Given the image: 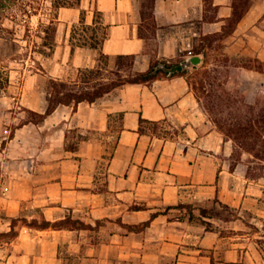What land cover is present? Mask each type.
<instances>
[{"label":"crops","instance_id":"0c3cea01","mask_svg":"<svg viewBox=\"0 0 264 264\" xmlns=\"http://www.w3.org/2000/svg\"><path fill=\"white\" fill-rule=\"evenodd\" d=\"M233 11L234 0H81L58 9L44 68L10 73V91L0 94V264H264V175L235 159L187 75L125 83L20 124L27 108L47 110L52 79L79 88L82 72L99 66L98 49L73 43L74 26L103 31L104 53L135 54L134 70L144 71L154 59L204 57L192 49ZM214 45L219 58L264 64V0H251ZM229 68L231 80L264 86V71ZM19 216L92 227L20 225L18 236L3 237Z\"/></svg>","mask_w":264,"mask_h":264},{"label":"trees","instance_id":"16d2710c","mask_svg":"<svg viewBox=\"0 0 264 264\" xmlns=\"http://www.w3.org/2000/svg\"><path fill=\"white\" fill-rule=\"evenodd\" d=\"M81 0H54L53 4L55 7L60 8L62 6H77ZM153 6V1L149 3ZM251 4V0H234V11L233 15L229 17L223 26L221 32L204 35L201 37V42L196 44L192 49L194 53H203L205 60L201 67H197L194 72H189L187 68L181 66V59H154L151 62L150 67L144 71L134 70L135 54H121V55H108L103 52L101 45L106 35L102 39L97 37V32H91L84 36L82 43L88 44L93 48L99 50L98 59L99 66L96 68H90L86 71L88 75L84 79L86 85L83 88H76L64 81H58L55 79L51 80L52 94L49 96V105L45 112H38L36 110L27 108L29 116L21 121L20 124L33 121L36 123L42 122L50 113H52L56 107L61 103H70L72 101L79 102L82 100L95 101L97 98L103 96L105 93L112 89L125 84V83H149L157 78L172 76V75H187L190 84L194 88L196 95L200 101L204 102L207 110L213 113L216 108L221 104H226L224 95L214 96L215 94L211 89H208V85H213L215 76L211 64L213 63L212 58L214 56L213 48L214 41L229 36L237 27L239 21L242 19L244 14L247 12ZM33 6L34 9L42 6V2L39 0H0V39L9 41L12 45H19V38L16 36L20 26L28 22V17L32 16L31 9L29 6ZM54 16V18H56ZM84 25V30H88L89 26ZM73 40V39H72ZM74 43V42H73ZM218 48V47H216ZM224 64H236L244 65L250 68H255L260 71H264V64L258 60L239 61L233 60L229 56H222ZM6 57H0V61H4ZM114 60L115 66L113 73L114 78L104 81L91 83L92 79L103 77L104 66L101 62L106 63L110 60ZM89 74H99L95 78H91ZM10 82V71L7 67H0V92L6 89ZM223 109H219V114L222 115ZM143 122H150L142 118ZM215 121L220 125L221 129L227 134L233 135L234 139H240L242 143H246V139L251 136L262 137L264 136V108L259 112H252L249 116H239L236 122H230L226 116H220L215 118ZM143 129V128H141ZM15 131V129L13 130ZM14 132H12L13 135ZM258 145H264L257 142ZM180 206L187 208L189 211H193L194 206L191 204H180ZM204 212L207 211L202 209ZM157 215L154 213L153 216ZM12 229L7 232H3L2 236L6 238H15L19 234L18 226L27 225L32 227H65V226H78V227H92L90 224L73 219L68 216L65 219L52 221L46 218L29 219L25 216L13 217ZM151 219L137 225L138 228H146L150 225ZM133 227V226H130Z\"/></svg>","mask_w":264,"mask_h":264},{"label":"rangeland","instance_id":"374dc122","mask_svg":"<svg viewBox=\"0 0 264 264\" xmlns=\"http://www.w3.org/2000/svg\"><path fill=\"white\" fill-rule=\"evenodd\" d=\"M39 1L42 2V6L37 9L28 5L31 9L32 16L28 17V22L20 26L17 31L16 36L19 38V45L15 46L9 41L0 39V57H6L4 61H0V67H7L10 73L17 74L19 77L25 74L41 72L44 68L43 62L48 60V57L52 55L56 45L57 20L54 16L58 14L59 8L54 6V0ZM74 30L73 35L75 38L72 37V41L74 44L82 43L84 36H87L84 35V25L78 24L74 26ZM87 32V34L91 33L90 30ZM104 35L103 31H101L97 34V37L102 39ZM212 61L211 68H215L213 70L215 80L213 85H208V89L213 91L215 94L214 96L224 95L227 97V103L219 105L213 113H210L204 105V102H200L216 128L222 132L226 138L233 140L235 159L240 160L242 156H244L245 163L248 164L249 175L252 177L263 176L264 145H258L257 142L262 144L264 142V136L260 138L253 135L245 140L246 143H242L240 139H234L233 135L224 132L215 121V118L223 115L229 118L230 122H236L239 116L246 117L252 112H259L264 108V86H259L254 83L253 79L233 78L231 80L230 64H224L221 57H213ZM101 65L105 67L103 75H107L110 78L115 77L113 73V70H115V62L113 59L106 63L101 62ZM87 75L88 72L84 70L82 72V77L86 78ZM89 75L91 78H95L99 74ZM94 82L91 83L93 84ZM9 85L6 89H3L0 94L8 93L10 91ZM84 86L85 84L81 85L79 88H83ZM11 90L12 92H18L17 88ZM218 108H224L222 115L217 112ZM22 110L23 109L14 107L13 115H20L19 112ZM23 114H25V118L29 116L28 111H25ZM17 122H19V120H17ZM11 123L9 125L10 127L13 125V123ZM112 147V144L108 145V151H111ZM107 154L109 155V153Z\"/></svg>","mask_w":264,"mask_h":264},{"label":"water","instance_id":"95a60500","mask_svg":"<svg viewBox=\"0 0 264 264\" xmlns=\"http://www.w3.org/2000/svg\"><path fill=\"white\" fill-rule=\"evenodd\" d=\"M203 59L204 57L202 54H191L180 63L183 68L198 67L203 63Z\"/></svg>","mask_w":264,"mask_h":264}]
</instances>
